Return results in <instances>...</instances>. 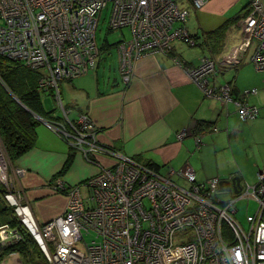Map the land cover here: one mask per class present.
Returning <instances> with one entry per match:
<instances>
[{
	"label": "built area",
	"instance_id": "2783aa9c",
	"mask_svg": "<svg viewBox=\"0 0 264 264\" xmlns=\"http://www.w3.org/2000/svg\"><path fill=\"white\" fill-rule=\"evenodd\" d=\"M207 1L113 0L109 29L128 28L131 33L117 43L122 81L131 82L135 62L143 56L170 54L179 40L197 45L187 27L189 5L197 9ZM248 1L237 21L239 42L219 59L203 56L190 69L206 95L233 101L244 121L256 119L259 107L243 99L234 101L229 84L219 94L207 85L219 66L239 65L249 51L256 69L264 71V0ZM107 2L0 0V55L38 70L40 90L53 95L61 112V116L57 112L41 116L43 122L90 161L96 162V153L114 159L109 166L101 163L94 176L72 187L57 177L53 185L66 193V209L41 224L23 193L15 189L0 141V185L14 216L35 237L51 264H264V171L258 172L253 186H242L239 193L224 199L220 177L198 182L192 168L162 173L101 143L90 115L64 103L60 81L98 68L97 29ZM250 93L256 94L257 88L246 90L243 97ZM187 133L191 132H179L178 138ZM195 137L200 146L201 137ZM23 173L24 169H16L18 176ZM175 175L185 183L178 184ZM240 199L258 205L254 214H247V226L236 217ZM91 233L94 239L89 240ZM22 237L18 228L0 224V244Z\"/></svg>",
	"mask_w": 264,
	"mask_h": 264
},
{
	"label": "crops",
	"instance_id": "0c3cea01",
	"mask_svg": "<svg viewBox=\"0 0 264 264\" xmlns=\"http://www.w3.org/2000/svg\"><path fill=\"white\" fill-rule=\"evenodd\" d=\"M248 3V0H208L200 16L197 14V26L192 30L187 26L199 43L193 46L179 40L175 41L170 54L141 57L135 62L129 84L122 81L119 72V40L110 44L104 39L99 46L98 68L87 75L64 80L68 81L66 85L63 83L62 91L65 92L61 93L64 103L90 115L99 129L101 143L144 163H154L162 173L192 168L198 182L213 177L229 180L236 176L241 178L242 186L257 182L258 172L264 171V71L256 69L249 51L239 65L219 66L216 74L208 79L207 86L214 88L213 93H222L221 88L229 84L234 101L243 99L259 107V116L248 121L240 118L233 101L206 95L204 88L190 75V69L197 66L203 56L219 59L227 50L222 52L224 48L239 42L241 33L235 22L218 37L217 34L207 35L231 18L242 15ZM237 4L241 5L240 9L232 10ZM231 11L234 12L226 18ZM125 29L121 33L127 37ZM110 46L116 49L117 76L107 71L100 73L105 65L104 51L110 50ZM192 47L199 48V52L188 55ZM251 88H257L258 92L243 97ZM43 94L53 98L51 93H41V96ZM45 109L49 115L57 112ZM57 115L61 116L60 110ZM184 130L191 133L179 139L178 133ZM195 135L202 139L200 146ZM0 141L2 143L1 138ZM68 146L60 145L59 150L48 151L56 155H46L44 162L40 158L38 164L26 161L35 146L15 163L8 158L9 175L15 189L23 193L41 224L64 213L68 202L66 193L57 191L50 181L58 177L67 187H72L94 176L101 163L109 166L114 162L113 157L96 153L94 163L80 150ZM17 168L24 169L25 173L18 176ZM174 179L180 185L185 183L177 175ZM221 192L228 194L224 199L236 194L234 190ZM4 205L0 200V224L10 220ZM0 264H24V261L20 253L13 252Z\"/></svg>",
	"mask_w": 264,
	"mask_h": 264
},
{
	"label": "trees",
	"instance_id": "16d2710c",
	"mask_svg": "<svg viewBox=\"0 0 264 264\" xmlns=\"http://www.w3.org/2000/svg\"><path fill=\"white\" fill-rule=\"evenodd\" d=\"M240 16L231 18L207 36L217 34L218 37L229 24L237 23ZM194 37L198 44L197 37L195 35ZM39 75L38 70L31 69L18 60L0 55V138L8 158L14 163L35 146L37 127L41 122L35 114L50 117V112L46 111L42 101V91L38 85ZM151 165L159 170L156 164L151 163ZM4 191L3 186H0L1 200L4 199ZM5 203V210L9 211L7 210L9 204ZM8 214L9 224L18 228L23 237L13 244H0V262L8 254L18 252L24 264H49L37 240L14 216L13 209Z\"/></svg>",
	"mask_w": 264,
	"mask_h": 264
},
{
	"label": "rangeland",
	"instance_id": "374dc122",
	"mask_svg": "<svg viewBox=\"0 0 264 264\" xmlns=\"http://www.w3.org/2000/svg\"><path fill=\"white\" fill-rule=\"evenodd\" d=\"M240 6L241 5L237 4L232 10H234V11H236L237 9L239 10ZM202 7L195 9L189 5L190 15L187 19V26L189 25L191 30L197 26V14L200 16V11H201ZM112 8H113V0H108L107 5L102 9L101 17H100L99 25H98V29H97V42H98L99 46L103 45L104 39H108L109 43L111 44L115 40H120L122 37L121 30H113V29L109 30V19H110ZM234 11H231L228 15H226L227 16L226 18L231 16V13H233ZM223 22L224 21H222V23ZM125 31L127 33L126 36L130 37L131 33L128 30V28H126ZM225 49H228V47L224 48L222 50V52ZM198 50H199V48L192 47L191 50H189L190 52H187V54L189 55L191 53L199 52ZM104 54H105V65L101 69L100 73H104V71H107L109 73L111 72V74L113 76H117L118 70H117L116 59H115V54H116L115 47L110 46V50H108L107 52L104 51ZM110 67L112 69H110ZM63 83H65L64 85H66V83H68V81H64V80L60 81L61 91L63 88ZM64 92L65 91H62V93H64ZM257 92H258V90H257ZM41 93H49V92H41ZM245 96L247 97V96H249V94H246ZM42 98H43L45 107H47L48 109L56 110L57 112H59V108L57 107L54 99L51 96L43 94ZM60 145L61 146L65 145L66 148L69 147L68 146L69 144L66 142V140L61 138L57 133H55L52 129H50L45 123L41 122L37 128V140H36L35 147H34L35 149L33 151H31L32 156H29V159H27L26 161L27 162L31 161V162H34L35 164H38L40 162V158H41L42 161L44 162V157L46 155H51V156L56 155V154H50L48 151L59 150L57 148H59ZM53 159H55V158H53ZM52 162L53 161H51V163ZM9 170H10V168H9ZM9 173H11V172H9ZM54 181L55 180L50 181V183L53 184ZM256 181H257V179H256ZM255 183L256 182L252 181V184H249V185L253 186ZM0 186H3V185H0ZM220 194L224 198L226 195H228L225 192H221ZM3 198H4L3 199L4 202L8 203V201L5 198V191H4ZM236 207L238 210V213L236 215L238 221H240L243 225L247 226V223H246L247 214H249V213L254 214L258 208V205L254 200L248 201L247 199H240L237 201ZM12 208L8 206L7 210L12 211ZM87 238L89 240L94 239V234L91 233Z\"/></svg>",
	"mask_w": 264,
	"mask_h": 264
},
{
	"label": "water",
	"instance_id": "95a60500",
	"mask_svg": "<svg viewBox=\"0 0 264 264\" xmlns=\"http://www.w3.org/2000/svg\"><path fill=\"white\" fill-rule=\"evenodd\" d=\"M37 118H39L42 122H43V119L41 116L39 115H36ZM221 191H224V190H227V191H230V190H234L236 193H239L241 190H242V185H241V178L236 176V177H233L232 179H229V180H223L221 182V188H220ZM13 243H16V242H13ZM13 243H10V244H13Z\"/></svg>",
	"mask_w": 264,
	"mask_h": 264
},
{
	"label": "flooded vegetation",
	"instance_id": "af4514ba",
	"mask_svg": "<svg viewBox=\"0 0 264 264\" xmlns=\"http://www.w3.org/2000/svg\"><path fill=\"white\" fill-rule=\"evenodd\" d=\"M0 200H1V199H0ZM26 202H27V201H26ZM4 203H5V202H4ZM27 203H28V202H27ZM28 204H29V203H28ZM5 205H6V204H5ZM5 205H4V206H5ZM29 205H30V204H29Z\"/></svg>",
	"mask_w": 264,
	"mask_h": 264
}]
</instances>
